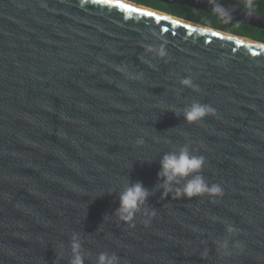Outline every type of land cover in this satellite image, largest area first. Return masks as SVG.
I'll list each match as a JSON object with an SVG mask.
<instances>
[{
    "label": "water",
    "instance_id": "95a60500",
    "mask_svg": "<svg viewBox=\"0 0 264 264\" xmlns=\"http://www.w3.org/2000/svg\"><path fill=\"white\" fill-rule=\"evenodd\" d=\"M193 101L214 111L187 122ZM183 145L222 194L161 187L162 155ZM137 181L152 194L125 221ZM74 234L84 264H264V42L131 0H0V264H70Z\"/></svg>",
    "mask_w": 264,
    "mask_h": 264
},
{
    "label": "clouds",
    "instance_id": "9594fccd",
    "mask_svg": "<svg viewBox=\"0 0 264 264\" xmlns=\"http://www.w3.org/2000/svg\"><path fill=\"white\" fill-rule=\"evenodd\" d=\"M210 2L212 13L223 23L228 24L233 20L232 12L219 3V0H210ZM244 8L246 15L251 17L256 8L255 0H244ZM200 30L210 31L211 29L205 27ZM166 54L164 47L161 46L158 55L164 57ZM180 83L184 86H192L190 78H183ZM213 111L211 106L193 101L183 109L182 115L185 121L196 122ZM176 115H179V113H176ZM203 165L204 157L194 155L188 145L180 146L175 151L163 154L160 159V170L157 173L161 181V187L165 191L175 189L177 197L191 198L205 193L211 195L222 194V188L219 185H209L203 175L200 174ZM151 194L150 190L144 187L140 181L126 184L119 193V206L115 212L121 219L131 221ZM226 231L232 233L235 229L233 226L227 225ZM219 246L227 251V239L221 241ZM71 253L70 264H84L85 253L82 251L79 237L75 234L71 238ZM96 264H119V257L115 253L101 252L97 254Z\"/></svg>",
    "mask_w": 264,
    "mask_h": 264
},
{
    "label": "trees",
    "instance_id": "16d2710c",
    "mask_svg": "<svg viewBox=\"0 0 264 264\" xmlns=\"http://www.w3.org/2000/svg\"><path fill=\"white\" fill-rule=\"evenodd\" d=\"M166 13L200 23L215 29L223 30L240 36L264 42V29L257 28L245 23L231 21L223 23L216 15L210 14L200 9H195L178 3H165L160 0H131ZM244 6V0H228ZM255 12L264 15V0H255Z\"/></svg>",
    "mask_w": 264,
    "mask_h": 264
},
{
    "label": "snow or ice",
    "instance_id": "6c2138e0",
    "mask_svg": "<svg viewBox=\"0 0 264 264\" xmlns=\"http://www.w3.org/2000/svg\"><path fill=\"white\" fill-rule=\"evenodd\" d=\"M99 2H101V3H105V4H109V3H112L113 2V0H99ZM121 7H124V5H121ZM146 15H148V16H152V15H154L153 13H151V12H148V13H145ZM165 19H167V17H165ZM174 23H179V22H174ZM201 31V30H200ZM212 35L213 36H216V35H218L217 33H212Z\"/></svg>",
    "mask_w": 264,
    "mask_h": 264
}]
</instances>
